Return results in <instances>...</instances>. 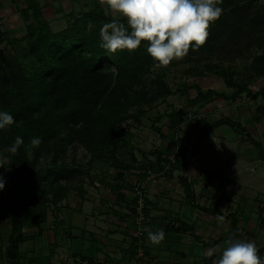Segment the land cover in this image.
I'll list each match as a JSON object with an SVG mask.
<instances>
[{
	"label": "trees",
	"instance_id": "obj_1",
	"mask_svg": "<svg viewBox=\"0 0 264 264\" xmlns=\"http://www.w3.org/2000/svg\"><path fill=\"white\" fill-rule=\"evenodd\" d=\"M255 1L246 0L242 3V0H223L219 5L223 8V14L211 24L209 37L198 50H211L212 42L226 28L230 29L226 40L231 46L237 44L244 33L247 34L246 47H250L255 39L263 40L264 2L256 8L252 17L245 13ZM26 3L20 10L25 22V34L17 37L5 30L0 31V112H7L15 119L14 124L0 130V150L8 149L17 136L23 139L17 152L11 153V167L6 170L10 183L0 199V221L9 222L7 242L4 246L0 243V264L19 263L23 229L29 224L46 222L52 210L59 209L58 205L67 199L70 188L61 180L69 178L78 168L57 160L59 154L64 153L73 141L78 140L87 147L90 163L105 156L114 159V165L119 168L115 184L116 203L130 211H124V214L134 218L137 216L135 206L138 197L133 194L128 197L124 193L123 189L135 191V185L124 182L125 171L138 167L143 170L142 179L147 178L151 170L172 177L174 171L183 173L188 165L184 159L187 154L185 143L177 146L170 155L173 158L163 156L161 150H155L154 161L146 155L143 160H138L133 149L129 161L117 156L121 148L129 145L123 135L132 137L128 127H121L120 123L132 118L140 124L141 117L147 113L142 107L143 102L160 97L164 99L174 94L162 74L151 79L149 84L143 78L154 65L144 46L145 42L132 53L125 50L110 54L100 47V28L115 17L102 12H90L85 16L74 17L68 26L54 31L43 16L39 3L35 0H27ZM245 21L250 28L244 29ZM24 41L27 42L22 45ZM2 43L19 45L21 57L7 54ZM194 52L190 49V54ZM251 70L253 76L264 75V51L254 55ZM188 71L195 75L203 73L197 68H189ZM210 71L223 78L225 84L234 89L233 93L213 88L203 91L195 84L193 87L197 95L190 99L191 104L210 100L214 96L230 99L241 93L253 98L264 97V87L253 90L247 83L237 81L233 70L214 65ZM135 103L139 107L136 112L130 113L129 109ZM169 119V129L175 131L177 123L182 120L181 113L172 110ZM205 123L212 128L228 125L236 129L240 125V122L228 116ZM241 128L244 130L243 126ZM36 137L42 143L33 148L31 156L27 148L31 139ZM49 154H52L51 160L45 164V155ZM179 180L184 186L188 203L204 211L220 212L214 184H205V188H208L206 197L211 205L202 206L197 202L186 174H181ZM144 194L143 211L148 218L145 229H148L150 216L146 189ZM231 223L235 230L236 216L231 218ZM166 228L178 232H195L193 224L177 218L169 219ZM146 236V231L140 236L143 247ZM138 239L136 235L133 238L135 250ZM210 259L204 258L202 264Z\"/></svg>",
	"mask_w": 264,
	"mask_h": 264
},
{
	"label": "crops",
	"instance_id": "obj_2",
	"mask_svg": "<svg viewBox=\"0 0 264 264\" xmlns=\"http://www.w3.org/2000/svg\"><path fill=\"white\" fill-rule=\"evenodd\" d=\"M35 1L39 3L43 16L54 31L68 26L74 17L85 16L92 12L97 14L102 12L115 18L118 16H114L106 6H102L99 0ZM26 2L27 0H0V18L6 27V32L11 34L18 26H20L18 28L22 27V30L25 28L20 10L26 6ZM255 109L253 110L256 116L255 126L249 122L248 116L252 113L248 114L245 111L242 117L246 119L250 129H259L264 134V122L259 119L260 113ZM237 116L236 114L234 117ZM221 126H223L220 130L221 135L235 133L227 128V125ZM215 128L208 127L207 134L197 139L200 143L202 142L197 149L193 148L190 151L188 145L194 141L191 138L187 140V154L184 159L188 165L183 172L186 176H191L188 179L192 184L197 202L202 206L210 205L206 191L204 192L208 189L205 188V184H214L219 197L220 212L215 214L204 211L201 207L188 203L184 186L177 179L175 182L171 181L172 183L162 178L152 180L147 193L150 216L148 230L155 232L163 229L165 239L159 245H152L146 236L144 255L138 256V247L135 250L133 242L134 217L124 214L126 209L116 203V200L110 202V206L96 202L98 204L93 203L89 207L82 196V199L74 204V209L72 207L70 209L68 208L70 201L67 202L66 199L67 208L66 210L61 208L56 219L49 217L42 224H29L23 229L21 234L23 239L20 243L21 259L17 264H202L203 259L209 257L211 259L205 264H213V260L218 259L221 253L218 251L212 256L206 253L215 246H220L222 251L227 239L255 242L259 255L264 258V197L260 196L262 193L264 195V189H262L264 182L260 183L258 180L261 178V181H264V171L261 172L257 168L258 163L261 162L259 160L261 156L258 154V157L251 162L245 163L246 169L251 173L255 172L251 177L236 180L226 177L227 185L220 179L214 181L216 163L219 164L224 159H232L235 164H240L243 162L241 158L244 157L240 150L235 152L233 149L230 153L224 146V141L217 140L216 142L215 138H210L211 133L208 130ZM255 133L258 134V131L256 130ZM261 140L263 141V138ZM233 142L237 143V140ZM240 142L247 143L244 137ZM250 147L252 149L255 146ZM242 149L244 150L243 147ZM189 151L195 152L196 156L203 152L209 159H204L198 164L192 163L189 159ZM262 162L264 163V160ZM208 176L210 179H206ZM154 181H158L159 184H152ZM168 190L171 191L168 192ZM246 191L250 193L258 191L259 194L253 202L249 203L243 195ZM126 196L129 197V194ZM74 215L76 216L73 217ZM219 215L225 216L223 223L216 219ZM233 216L237 219L235 230L231 223ZM171 218L193 224L195 232H178L167 229V223Z\"/></svg>",
	"mask_w": 264,
	"mask_h": 264
},
{
	"label": "rangeland",
	"instance_id": "obj_3",
	"mask_svg": "<svg viewBox=\"0 0 264 264\" xmlns=\"http://www.w3.org/2000/svg\"><path fill=\"white\" fill-rule=\"evenodd\" d=\"M245 1L246 0H242V3H245ZM263 2L264 0H256L249 8L248 13L245 11L246 15L248 14L249 17H252L256 13V8ZM116 19H120L121 22L126 24V20L123 18L117 16ZM1 20L2 18H0V31H3L6 27ZM229 24H231V22H229ZM243 26L244 29L250 28L249 25L246 24V21L243 23ZM18 27L17 29L15 28L13 33H11V36L20 37L25 34V28L22 30V27ZM225 30L221 32V34L215 38L216 40L212 42L213 48L211 50L204 48L202 50L195 51L193 54H190L189 51V54L186 58L180 61H173L168 67L156 68L154 65H152L149 71H146L143 78L147 84H149L151 79L162 74L164 80L173 90L174 94L167 96L164 99L160 97L154 100H146V102H143L142 107L147 110V113L141 117L140 124L134 122L132 118H128L120 123L121 127H128L127 129L132 133V137L128 136L127 134L123 135L124 138L128 140L129 145L119 150L117 154L119 159L123 161H129L130 151L133 149L138 160H143L146 155L148 159L154 161L156 157L154 154L155 150H161L163 156H170L176 150L178 145H181L182 143L186 144L187 140L190 138L194 141L188 145V148L190 151H192L193 148L197 149L199 146H201L202 142L200 143L197 139L207 134L206 131L208 129V125L205 123V121L210 123L221 116H229L230 118L240 122V125L237 126L236 129H233L227 125V128L235 131V133L231 135H221L220 130L223 127L221 126L212 130H208L211 133L209 134V137L215 138L216 142L217 140L224 141V146L229 150L230 153L233 151V149L235 152L240 150L244 156L241 158L243 162L240 164H235L232 159H224L219 162V164L216 163L217 166L214 168L216 170L214 171L215 174H212L214 176L213 178H215L213 180L216 181V179H220L225 182V185H227L228 181L226 177H231L233 180H236L237 178L251 177L255 172L253 171V173H251L244 166L245 163H248V161L251 162V160L255 159V157H258V154L261 156L260 159L258 158L261 160V162L258 163L257 168H259L258 170L261 172L264 171V163L262 162L264 160V134L259 129H256L258 131V134H256V130L250 129L249 125L247 126L246 119L242 117V114H245V111H247L248 114L252 113L248 116L250 118L249 122L252 123L251 125L255 126L256 116L253 114V110L256 108L255 110L260 113L259 119L264 122V97L257 96L256 98H253L248 97L246 93H241L240 95L230 99L214 96L207 101L201 100L194 104H191L190 102V99L197 95L196 89L193 87L195 84L199 85L203 91L213 88L217 91H225L229 94L233 93L234 89L232 87H228L225 84L223 78L210 71V67L214 65L233 70L235 79L239 82L247 83L253 90L264 87V75L259 77L253 76L251 70V63L254 55L260 54L264 51V38L263 40L255 39L250 47H246L247 34L243 32L244 35L241 36L239 42L234 46H231L226 40V36L228 34L227 31L230 29L226 28ZM263 35L264 31L262 32L261 36ZM26 42L27 41H24L22 45H24ZM2 46L5 48V52L7 54H17L19 57H21L22 51L19 45L15 46L13 44L2 43ZM144 46H147L146 42L144 43ZM189 68L201 69L203 70V73L201 75L189 73ZM149 95L150 94L148 93L147 96ZM138 107V104L135 103L130 107L129 112H136ZM172 110L180 112L182 117V120L177 123L178 127L175 131L173 129H169V117ZM236 114L238 116L234 117ZM240 126H243L244 130ZM204 127L206 129H204ZM243 137L246 139L247 143L240 142ZM262 138L263 141L261 140ZM234 140H237V143L233 142ZM251 145H254L255 147L251 149ZM27 149L32 156L33 148H31L29 145ZM195 154V152H190L189 154V159L192 163L198 164L204 159H209L203 152H201L200 155L198 154V156ZM51 156L52 154H49L48 156L45 155V164L51 160ZM170 157L173 158V155ZM10 158L11 153L8 151V149L3 148L0 150V165H2L0 166V176H2L5 181V187L0 190V199L3 195H5V189L10 183L6 171L11 167ZM89 160L90 153L87 147L78 140L73 141L68 146L66 151L59 154L58 156L57 162H64L69 167L78 168V170L69 176V178L61 180L63 184L68 185L70 188V192L67 197V202L68 200L70 201V206L68 207L70 209L71 207L74 209V204L78 200H81L82 196L86 200L85 203H87L89 207L92 206L91 204L94 203L96 205L99 202L104 206L107 204L110 206V202H114V200H116L115 184L116 178L118 177L117 172L119 171V168L114 165V159L110 156H105L92 161V163H90ZM135 166H138V164ZM166 169H168V166H166ZM142 172L143 170L139 169L138 167H134L128 171H125L124 182H127L131 185L133 184L135 187L139 183H145L147 193L148 187L150 186V182L152 180L162 178L163 180L170 183L171 181L175 182V179H177L180 182L179 176L181 174L185 175V172L182 173L180 171H174L173 176L168 177L164 174V172H156L155 170H151V172H148L147 178L142 179ZM190 177L191 176H187V178ZM206 179H210V177L208 176ZM258 180L260 183L264 182L261 181V178ZM157 182L158 181H154L152 184H156ZM238 185L240 186V184ZM253 186L254 183L252 184V187ZM80 188H83L81 189L82 191ZM123 191H126L125 193L129 194V196L133 194L131 189H123ZM169 191L171 190H168V192ZM205 191L206 189L204 192ZM248 191H246L243 195L246 196L247 202L250 203L253 202L256 195L259 194V190L251 193ZM206 194L208 195L207 192ZM260 196L263 198V193L260 194ZM65 202L66 201H63L58 205L59 209L52 210V213L49 216L50 219L57 216L61 208H65L66 210L67 207ZM209 204L211 205V203ZM108 206L107 208L110 209ZM75 216L76 215L73 217ZM134 221L136 226L135 218ZM8 231V220L0 221V243L3 246L7 242Z\"/></svg>",
	"mask_w": 264,
	"mask_h": 264
},
{
	"label": "clouds",
	"instance_id": "obj_4",
	"mask_svg": "<svg viewBox=\"0 0 264 264\" xmlns=\"http://www.w3.org/2000/svg\"><path fill=\"white\" fill-rule=\"evenodd\" d=\"M102 6L114 15L126 20L114 18L100 28V47L110 54L118 51L132 53L146 42V51L154 61V67H168L173 61L186 58L190 49L197 51L208 37L209 28L223 14L220 7L223 0H99ZM15 123L14 117L7 112H0V130ZM39 137L32 138L30 147H39ZM23 139L19 136L8 148L15 154ZM2 166V165H0ZM5 181L0 176V190ZM225 221V216L216 218ZM152 245H159L165 239V232L145 229ZM222 251L220 246L210 249L206 255L220 252L213 264H264L255 242L243 239H227Z\"/></svg>",
	"mask_w": 264,
	"mask_h": 264
},
{
	"label": "built area",
	"instance_id": "obj_5",
	"mask_svg": "<svg viewBox=\"0 0 264 264\" xmlns=\"http://www.w3.org/2000/svg\"><path fill=\"white\" fill-rule=\"evenodd\" d=\"M176 151V150H175ZM151 172V171H149ZM145 183L144 184H137L135 187V191L133 192L134 196L138 197L136 211L137 216H135L136 219V229H135V235L138 239V249H137V255L142 256L144 255L145 247H143L142 243L143 240L140 237L145 232V226H146V220H148L147 216L145 215L143 208L145 206V199H144V191H145ZM127 213H130L129 210H126Z\"/></svg>",
	"mask_w": 264,
	"mask_h": 264
}]
</instances>
